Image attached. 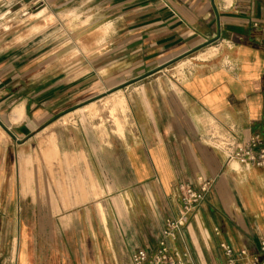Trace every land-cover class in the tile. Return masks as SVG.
<instances>
[{
	"label": "crops",
	"instance_id": "obj_1",
	"mask_svg": "<svg viewBox=\"0 0 264 264\" xmlns=\"http://www.w3.org/2000/svg\"><path fill=\"white\" fill-rule=\"evenodd\" d=\"M119 93L123 133L90 135ZM214 129L264 145V0H0V264L150 258L201 179L171 255L264 264V168L229 163Z\"/></svg>",
	"mask_w": 264,
	"mask_h": 264
},
{
	"label": "built area",
	"instance_id": "obj_2",
	"mask_svg": "<svg viewBox=\"0 0 264 264\" xmlns=\"http://www.w3.org/2000/svg\"><path fill=\"white\" fill-rule=\"evenodd\" d=\"M207 141L212 147L221 151L229 163L233 162L245 168H264V145L257 137L243 142L235 134L234 129L228 131L214 129L208 134ZM213 184L212 180L201 179L198 188L191 184L179 186V194L183 203L180 216L167 221L157 252L150 258L143 252L137 254L133 259L134 264H189L179 259L178 256L171 255L168 241L175 240L188 227L191 215L205 203ZM223 249L227 257V264H240L241 259L247 256L246 251L236 253L229 245H223ZM262 250L264 251V242ZM247 264H255V262Z\"/></svg>",
	"mask_w": 264,
	"mask_h": 264
},
{
	"label": "rangeland",
	"instance_id": "obj_3",
	"mask_svg": "<svg viewBox=\"0 0 264 264\" xmlns=\"http://www.w3.org/2000/svg\"><path fill=\"white\" fill-rule=\"evenodd\" d=\"M38 18V17H36ZM212 50V49H211ZM209 51L207 54H202L199 56L200 59H205L208 56H213L215 52ZM192 65L191 61H183L177 67V71L183 73V71L189 68ZM177 66V65H175ZM99 105L101 107L95 106L90 108L89 112L85 114L84 126L85 130L88 131L91 135V131L95 129L100 131L103 134H107V128L112 130L115 134L123 133V122L121 121V116H124L126 113L127 100L123 93H119L111 98H107L104 101H101ZM74 115L65 118L59 124L62 127H69L70 125L75 126ZM3 141L0 136V143Z\"/></svg>",
	"mask_w": 264,
	"mask_h": 264
},
{
	"label": "bare ground",
	"instance_id": "obj_4",
	"mask_svg": "<svg viewBox=\"0 0 264 264\" xmlns=\"http://www.w3.org/2000/svg\"><path fill=\"white\" fill-rule=\"evenodd\" d=\"M43 15V13H40V14H37V15H35L34 17H41ZM212 52H215L216 51V48H212V50H211ZM47 154V153H46ZM45 154V155H46Z\"/></svg>",
	"mask_w": 264,
	"mask_h": 264
}]
</instances>
